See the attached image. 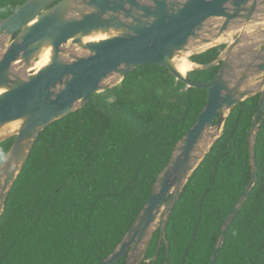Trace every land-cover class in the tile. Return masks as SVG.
Instances as JSON below:
<instances>
[{"label": "trees", "instance_id": "trees-1", "mask_svg": "<svg viewBox=\"0 0 264 264\" xmlns=\"http://www.w3.org/2000/svg\"><path fill=\"white\" fill-rule=\"evenodd\" d=\"M27 0H0V21ZM226 44L194 54L204 64ZM221 65L192 70L213 79ZM260 94L240 102L192 173L155 264H209L223 225L251 179L249 136ZM206 89L144 64L39 135L0 219V264H101L148 202L173 149L197 122ZM258 181L231 222L215 264H264V111ZM14 137L0 143V166ZM160 230L147 258L156 254ZM116 264H126V256ZM146 264V263H144Z\"/></svg>", "mask_w": 264, "mask_h": 264}, {"label": "water", "instance_id": "water-1", "mask_svg": "<svg viewBox=\"0 0 264 264\" xmlns=\"http://www.w3.org/2000/svg\"><path fill=\"white\" fill-rule=\"evenodd\" d=\"M96 36L100 38L86 40ZM222 44L226 47L215 60H190ZM47 50V63L32 69ZM182 57L193 63L189 71L221 66L213 79L192 81L179 69ZM144 64L167 67L189 86L206 89L208 100L174 147L148 202L101 264H116L124 256L126 264H142L160 228L154 261L158 259L169 217L192 173L221 136L233 109L260 94L249 136L251 179L224 222L209 263L215 264L231 222L259 177L255 150L264 111V0H27L2 19L0 143L14 141L0 166V219L41 132Z\"/></svg>", "mask_w": 264, "mask_h": 264}, {"label": "bare ground", "instance_id": "bare-ground-1", "mask_svg": "<svg viewBox=\"0 0 264 264\" xmlns=\"http://www.w3.org/2000/svg\"><path fill=\"white\" fill-rule=\"evenodd\" d=\"M100 38L99 36H96V37H88L86 38V40H96ZM200 48H203V46L199 45L198 46V49ZM50 59V50H47L43 55H42V58L34 64V67L32 69H38L39 67H41L42 65H44L45 63H47V61ZM19 63V62H17ZM179 69L180 71H182L183 73H188L189 70L193 67V63L191 61H189L188 57H182L180 60H179ZM1 92V90H0ZM13 123H16L17 122H13Z\"/></svg>", "mask_w": 264, "mask_h": 264}, {"label": "rangeland", "instance_id": "rangeland-1", "mask_svg": "<svg viewBox=\"0 0 264 264\" xmlns=\"http://www.w3.org/2000/svg\"><path fill=\"white\" fill-rule=\"evenodd\" d=\"M253 27H257V25L256 26H254V24L252 25ZM251 26V27H252ZM236 36V35H235ZM234 36V37H235ZM227 39V38H226ZM226 39H224L223 41H226ZM232 39H228L227 41H228V43L231 41ZM10 41H11V39H9V40H6L3 44V48L7 45V44H9L10 43ZM225 43V42H224ZM227 43V44H228ZM68 49L71 51V52H73V53H76V46L75 45H73V44H69V46H68ZM14 69L16 70V71H19V64H15V66H14ZM14 127H15V125L14 124H12V125H9L6 129L8 130V131H12L13 129H14Z\"/></svg>", "mask_w": 264, "mask_h": 264}, {"label": "flooded vegetation", "instance_id": "flooded-vegetation-1", "mask_svg": "<svg viewBox=\"0 0 264 264\" xmlns=\"http://www.w3.org/2000/svg\"><path fill=\"white\" fill-rule=\"evenodd\" d=\"M158 230H160V228L158 229ZM157 233V232H156ZM159 238H160V236H159ZM164 240H166V238H164L163 239V241ZM159 242H160V239H159ZM159 244V243H158ZM163 244V243H162ZM149 250V249H148ZM148 253V252H147ZM157 260V259H156ZM144 263H146V264H155L156 263V261H154V256H152V257H150V258H147V254H146V258L144 259V261H143V263L142 264H144Z\"/></svg>", "mask_w": 264, "mask_h": 264}, {"label": "crops", "instance_id": "crops-1", "mask_svg": "<svg viewBox=\"0 0 264 264\" xmlns=\"http://www.w3.org/2000/svg\"><path fill=\"white\" fill-rule=\"evenodd\" d=\"M252 27H253V26H252ZM252 27H251V28H252Z\"/></svg>", "mask_w": 264, "mask_h": 264}, {"label": "clouds", "instance_id": "clouds-1", "mask_svg": "<svg viewBox=\"0 0 264 264\" xmlns=\"http://www.w3.org/2000/svg\"><path fill=\"white\" fill-rule=\"evenodd\" d=\"M160 253V252H159Z\"/></svg>", "mask_w": 264, "mask_h": 264}]
</instances>
